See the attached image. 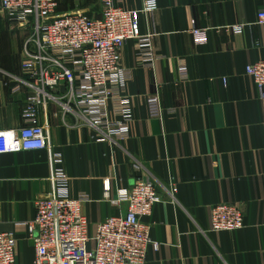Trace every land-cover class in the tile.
<instances>
[{
    "label": "crops",
    "instance_id": "1",
    "mask_svg": "<svg viewBox=\"0 0 264 264\" xmlns=\"http://www.w3.org/2000/svg\"><path fill=\"white\" fill-rule=\"evenodd\" d=\"M144 1L122 5L140 9ZM155 1L156 11L140 13L139 27L154 34L160 59L153 68L139 67L131 41L121 54L131 73L125 91L134 114L127 139L101 140L104 132L83 118L55 115L52 102L40 111L47 148L0 153V233L16 238V264L35 260L26 225L35 216V198L53 190V153L63 158L70 195L89 196L81 203L89 234L105 217L125 213L127 203L113 202L119 188L152 180L161 202L142 220L158 247L148 245L140 264H264V102L245 71L264 60V28L256 23L264 0ZM58 4L59 13H101V0ZM192 22L208 29L204 45L193 41ZM237 24L241 31L226 30ZM32 31L31 22L21 25L0 8V130L22 125L28 94L11 90L23 75ZM150 94L162 108L176 107L175 114L151 117ZM222 203L238 206L242 228L209 231L210 207Z\"/></svg>",
    "mask_w": 264,
    "mask_h": 264
},
{
    "label": "built area",
    "instance_id": "2",
    "mask_svg": "<svg viewBox=\"0 0 264 264\" xmlns=\"http://www.w3.org/2000/svg\"><path fill=\"white\" fill-rule=\"evenodd\" d=\"M58 5V0H0L1 10L21 25L31 22L33 30L25 44L23 75L11 90L24 89L28 94L22 125L0 130V153L47 148L40 111H47L52 102L58 104L55 115L83 118L104 132L101 140L127 139L134 114L125 91L131 73L123 65L122 50L127 41L134 43L139 67L153 68L160 59L153 51L154 34L139 27L141 12L156 11L155 0H145L140 9L125 7L122 0H101L99 16L79 11L59 13ZM256 23L264 28V6L257 12ZM192 25L193 41L204 45L208 29ZM242 29L240 24L226 27L235 33ZM245 71L264 102V60L247 65ZM179 73L182 79L188 76L185 66L179 67ZM111 105L114 111L110 113ZM147 106L151 117L177 111L176 107L162 108L155 94L149 95ZM52 157L53 190L35 198V216L26 225L36 254L33 264L142 263L147 246L158 247L150 238L149 224L142 220L161 202L152 180L137 178L130 187L119 188L113 202L127 203L125 213L105 217L89 234V222L81 211V203L89 196L70 195L63 158L59 153ZM103 188L107 197L111 190L107 180ZM209 216V231H233L244 224L238 206L231 203L211 206ZM15 247L11 233H0V264H16Z\"/></svg>",
    "mask_w": 264,
    "mask_h": 264
}]
</instances>
